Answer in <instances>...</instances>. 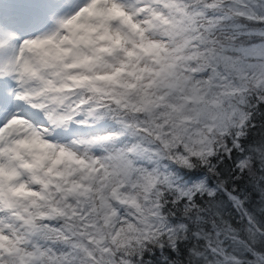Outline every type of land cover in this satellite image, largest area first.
<instances>
[{"label":"clouds","instance_id":"1","mask_svg":"<svg viewBox=\"0 0 264 264\" xmlns=\"http://www.w3.org/2000/svg\"><path fill=\"white\" fill-rule=\"evenodd\" d=\"M0 264H264V0H0Z\"/></svg>","mask_w":264,"mask_h":264}]
</instances>
